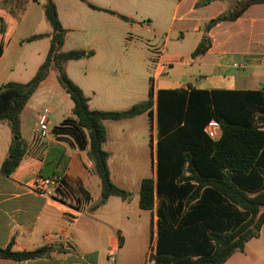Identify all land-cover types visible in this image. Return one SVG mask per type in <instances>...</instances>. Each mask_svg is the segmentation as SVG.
<instances>
[{"label":"crops","instance_id":"obj_1","mask_svg":"<svg viewBox=\"0 0 264 264\" xmlns=\"http://www.w3.org/2000/svg\"><path fill=\"white\" fill-rule=\"evenodd\" d=\"M44 1L0 0V43L5 42L0 55V86L29 82L45 60L51 28L43 15ZM53 1L58 20L68 31L62 50L94 52L90 58L65 64L67 76L81 89L91 110H127L148 99L150 86L154 101L159 90L264 88V3L252 5L235 21L214 26L207 33L209 50L190 59L206 24L226 11L225 2L196 7L202 0ZM73 31L80 34L72 37L74 45L69 49L66 45ZM33 35L46 36L38 41L47 51L43 57L38 55L42 61L31 67L25 61L28 51L22 41ZM150 40L162 41L160 53L153 57L144 44ZM50 74L51 70L20 114L25 154L11 175L0 171V248L11 245L13 251L29 252L50 247L52 251L48 257L22 262L0 258V264H135L142 259L149 264V256L154 254L158 202L151 211H144L138 201L141 181L156 178L155 116L151 127L146 113L104 122L103 150L108 154L111 182L129 192L130 198L109 197L102 207L90 212L100 199L101 183L88 150L74 147L53 132L72 117L73 104L66 94L70 102L64 100L55 70V84H47ZM44 109H48V129L37 134L38 116ZM11 143L7 124L0 122V169ZM36 178L55 183L65 179L74 189L86 191L90 201L77 210L72 199L61 202L56 198L58 184L34 191ZM112 256L115 261L110 260ZM224 264H264V224L259 237Z\"/></svg>","mask_w":264,"mask_h":264},{"label":"trees","instance_id":"obj_2","mask_svg":"<svg viewBox=\"0 0 264 264\" xmlns=\"http://www.w3.org/2000/svg\"><path fill=\"white\" fill-rule=\"evenodd\" d=\"M215 1L225 2L227 9L206 24L190 59L209 50L211 40L207 33L214 26L235 21L252 5L264 3V0H202L196 7ZM42 11L51 28L45 60L29 82L0 86V122L7 124L12 135L1 173L11 175L25 154L27 145L21 139L20 114L54 69L58 86L73 107L72 117L64 119L53 132L74 147L88 150L93 171L101 183L100 199L90 212L102 207L109 197L123 201L130 198L129 192L111 182L108 154L103 150L104 122L146 113L150 127L154 116L157 125L156 178L141 181L138 201L144 211H151L155 201L158 202L154 254L149 256V264H224L235 253H243L246 244L259 237L264 224V88L159 90L154 101L150 86L148 99L127 110H91L81 89L67 76L65 64L90 58L94 52H63L68 31L58 20L54 1L45 0ZM119 18L129 22L126 17ZM45 37L33 35L22 43ZM4 44L1 41L0 55ZM211 120L220 125L217 140L204 133ZM56 198L61 202L72 199L71 205L77 210L90 201L86 191L74 189L65 179L58 180ZM51 251L50 247H42L16 252L9 245L0 248V258L22 262L48 257Z\"/></svg>","mask_w":264,"mask_h":264},{"label":"rangeland","instance_id":"obj_3","mask_svg":"<svg viewBox=\"0 0 264 264\" xmlns=\"http://www.w3.org/2000/svg\"><path fill=\"white\" fill-rule=\"evenodd\" d=\"M39 30L41 31V28L39 27ZM78 34H80V31H73L66 47L67 48H71L73 47L74 45V40L75 39H72V37H75L77 36ZM144 44H146L145 48H146V52L149 51L150 53V56H155L157 54L160 53L161 49H162V41H153V40H150V42L147 44V42H145ZM40 41H33V42H30V43H26L25 44V48L27 49L28 53L24 55L25 57V61L27 62V65L28 66H31V67H34L36 64H37V61L39 60V63L42 61L43 58H41L40 60V57L38 59V55H45L46 53V47L45 48H41L40 46ZM71 45V46H70ZM145 48H143V50H145ZM71 50V49H70ZM68 50V51H70ZM73 50V49H72ZM63 51V50H62ZM65 52V51H63ZM43 57V56H42ZM43 63V61H42ZM38 65V64H37ZM151 68V66H150ZM47 84L49 86H52L55 84V78H54V70H51V74L50 76L48 77L47 79ZM61 94L64 98V100H67V102H70L69 99L67 98V96L65 95V93L63 91H61ZM145 260H137L135 262V264H145Z\"/></svg>","mask_w":264,"mask_h":264},{"label":"built area","instance_id":"obj_4","mask_svg":"<svg viewBox=\"0 0 264 264\" xmlns=\"http://www.w3.org/2000/svg\"><path fill=\"white\" fill-rule=\"evenodd\" d=\"M48 109H44L38 116V128L36 133L40 134L45 131H47L48 127ZM204 133L206 136L211 140H217L220 136V125L215 120H211L208 122L204 129ZM57 185L58 181L50 180V179H44V178H36L34 180V183L32 185V189L36 192H43L48 187L52 185ZM111 261H115V257L112 256L110 258Z\"/></svg>","mask_w":264,"mask_h":264},{"label":"water","instance_id":"obj_5","mask_svg":"<svg viewBox=\"0 0 264 264\" xmlns=\"http://www.w3.org/2000/svg\"><path fill=\"white\" fill-rule=\"evenodd\" d=\"M17 142H18L17 140L14 141L15 144H16Z\"/></svg>","mask_w":264,"mask_h":264}]
</instances>
